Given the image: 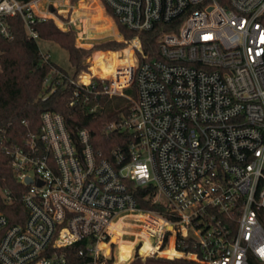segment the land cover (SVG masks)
<instances>
[{
	"label": "built area",
	"instance_id": "2783aa9c",
	"mask_svg": "<svg viewBox=\"0 0 264 264\" xmlns=\"http://www.w3.org/2000/svg\"><path fill=\"white\" fill-rule=\"evenodd\" d=\"M53 1L0 0V35L9 38L7 19L20 16L39 45L31 26L57 23ZM103 1L137 35L112 74L72 80L74 97L129 100L128 114L106 129L127 131L133 142L114 149L109 161L93 150L86 130L73 138L60 114L41 113L40 132L7 150L26 187V218L11 225L0 211V264H117L126 236L134 238L127 264L264 263V0ZM159 23L171 30L150 59L138 35ZM129 88L134 97L124 93ZM130 186H152L163 210L140 209ZM169 246L175 254H164Z\"/></svg>",
	"mask_w": 264,
	"mask_h": 264
},
{
	"label": "trees",
	"instance_id": "16d2710c",
	"mask_svg": "<svg viewBox=\"0 0 264 264\" xmlns=\"http://www.w3.org/2000/svg\"><path fill=\"white\" fill-rule=\"evenodd\" d=\"M29 2L31 0H18ZM118 28V32L125 40L133 39L137 34L120 24L112 10L104 3ZM10 37L0 35V211L6 216L9 224H22L26 218L21 198L26 187L21 185L13 172L11 157L7 150L13 147H22L30 135L40 132V115L45 111L55 112L62 116L66 129L75 138L78 130L84 129L89 133L93 150L101 158L112 161V151L116 148L127 149L133 142L132 134L127 131H107V126L118 122L129 112L131 102L122 96L108 97L102 94H87L88 102L83 103L84 93L74 97L78 87L71 81L87 72L88 66L84 59L90 52L82 48L73 47L68 57L69 64L75 68L72 78L60 75L44 60L37 39L32 38L20 16L7 19ZM178 25V22H177ZM37 38L43 41L54 40L57 35H71L57 28L53 20H36L31 26ZM171 28L168 25L156 24L150 31L138 35L144 54L150 59L158 56L157 41L159 36ZM121 43H105L95 48L101 51H115ZM58 70L66 73L59 67ZM68 74V72H67ZM98 84V81L95 80ZM97 89H101L98 84ZM131 97L135 96L134 89L129 88ZM76 103L70 105L72 100ZM95 110L88 112L89 107ZM137 206L142 210L161 211L162 205L154 204L155 190L149 187H129ZM1 192H7L10 200H6ZM259 222L264 229V213L258 215ZM121 224L115 226L116 242L120 235ZM149 241L141 248L142 255L150 251ZM131 252V245L119 243V259L126 260ZM164 254H174L171 246ZM109 262L108 264H110ZM251 264L260 263L250 258ZM131 264H197L183 259H135Z\"/></svg>",
	"mask_w": 264,
	"mask_h": 264
},
{
	"label": "rangeland",
	"instance_id": "374dc122",
	"mask_svg": "<svg viewBox=\"0 0 264 264\" xmlns=\"http://www.w3.org/2000/svg\"><path fill=\"white\" fill-rule=\"evenodd\" d=\"M53 2L55 4V12L58 15L57 23L54 22L55 25L64 33L70 32L72 36L57 35L54 36V40L50 39L49 41L40 39L39 47L44 60L57 71L59 69L58 65L66 71V73L59 71L61 74L72 78L75 68L69 64L68 57L73 52V47L82 48L90 51L84 59V63L88 66L87 72L82 75L85 77H88L87 74L94 77L109 76V66L117 68L113 61L115 59L118 60V55L121 54L122 50L132 39L125 40L121 36L114 18L107 13L102 0H55ZM110 42L121 43L122 46L115 51H101L95 48L98 45ZM107 55H113L111 58L112 62L108 64L101 61ZM96 60L98 61L96 62ZM79 77L76 78V82H79ZM124 93L131 96L126 90ZM130 231L134 232L133 229ZM133 239L132 236H126L121 243L130 245ZM115 256L117 264H127L123 263L124 260L121 261L119 259V252H116Z\"/></svg>",
	"mask_w": 264,
	"mask_h": 264
},
{
	"label": "bare ground",
	"instance_id": "6f19581e",
	"mask_svg": "<svg viewBox=\"0 0 264 264\" xmlns=\"http://www.w3.org/2000/svg\"><path fill=\"white\" fill-rule=\"evenodd\" d=\"M64 2V1H63ZM39 8H41V10L44 8V6H43V4H41L40 6H39ZM78 31V30H77ZM108 38V37H107ZM113 38V37H112ZM105 40V39H104ZM107 40V39H106ZM103 41V40H102ZM91 44V43H90ZM113 57V55H107V56H105L104 58H103V60H101V61H103V62H105L106 64H108V63H110V62H112V60H111V58ZM99 60V59H98ZM98 60H96V62L98 61ZM113 62H115V64H116V66H118L119 64H120V62H119V60H117V59H115ZM100 66V65H99ZM109 68H110V70H109V75L110 74H112L114 71H115V69L116 68H114V67H112V66H109ZM105 72H107V71H105ZM88 80H89V78L88 77H85L84 75H82L81 77H79V82L80 83H82V84H85V83H87L88 82ZM143 246H144V244H143ZM143 246H142V248H143ZM148 251H150V250H148ZM175 254V253H174ZM147 255V254H146ZM146 255H144V256H146Z\"/></svg>",
	"mask_w": 264,
	"mask_h": 264
},
{
	"label": "water",
	"instance_id": "95a60500",
	"mask_svg": "<svg viewBox=\"0 0 264 264\" xmlns=\"http://www.w3.org/2000/svg\"><path fill=\"white\" fill-rule=\"evenodd\" d=\"M25 182H26V183H30L31 180H30L29 178H26Z\"/></svg>",
	"mask_w": 264,
	"mask_h": 264
}]
</instances>
